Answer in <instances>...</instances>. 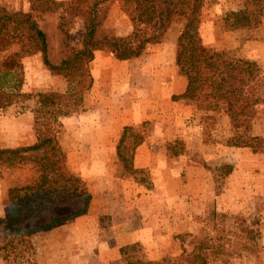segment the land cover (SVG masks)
<instances>
[{
    "label": "rangeland",
    "instance_id": "1",
    "mask_svg": "<svg viewBox=\"0 0 264 264\" xmlns=\"http://www.w3.org/2000/svg\"><path fill=\"white\" fill-rule=\"evenodd\" d=\"M162 1L156 0V9L163 12ZM244 1L202 0L199 30L207 46L255 62L261 70L260 82L264 84V7L258 20L252 18L247 26L231 29L223 20L227 12L242 8ZM121 3L122 0H0V16L16 11L29 13L46 36L49 61L59 64L72 50L79 48L86 15L92 10L104 17L95 30L96 39L130 35L133 25ZM225 6L228 8L224 9ZM181 24L182 21L173 16L159 42L147 44L139 56L128 60L115 58L106 48L95 50L104 60V74L109 71L108 76L114 79L115 85L120 84L114 89H127L129 81L149 82L150 75L163 83L176 70L179 92L186 84L174 62ZM16 49V44L1 37L0 64L8 63ZM32 55L40 57L39 53L26 56ZM92 60L88 63L91 76ZM55 75L59 77L58 83H63L62 89L55 91L63 92L67 83L62 75ZM107 78L102 75V79ZM105 84L94 86L92 77V85L84 92V98L89 101L103 96ZM179 96L173 99L177 100V119L169 134L167 127H161L160 131L150 120L143 121L138 128L124 126L119 138L110 146L113 152H103L99 144H93L97 150L87 147L88 131L84 130V125H76L78 129L74 130L72 124L66 128L59 121L51 124L65 153L66 170L79 176L89 191L93 184L94 197L90 193L87 218H83V214L77 216L79 219L75 217L61 223L85 226L87 233L61 228L55 238L71 241V237L80 234L75 237V248L82 250L80 255L87 253L90 257L82 264H127L125 258L153 262L169 259L171 264H187L184 258L190 253H199V262L205 264H264V105L254 107L246 114L248 121L236 127L223 102L219 104V111L204 112L196 109L192 100ZM84 103L83 99V107ZM243 129L246 135L262 140L256 151L226 144L227 139ZM151 133L157 139L148 147H158L156 152H160L156 161L170 165L161 172L162 178L159 175L162 181L157 188L147 168L134 167L135 149ZM138 136L141 141L136 143ZM34 139L32 130V142ZM62 142L67 143L66 147H62ZM97 159L105 161L104 168L93 167L91 163L90 167L86 163ZM34 175L32 164L0 166V217L6 213L7 190L31 182ZM73 207L54 212L66 213ZM122 222L129 227L147 224L149 230L144 233V241L120 246V241L115 239L119 233L112 226ZM43 235L36 240L32 237L33 255L28 262L0 258V264H38L35 246L43 242ZM123 246L128 248L127 255L120 253Z\"/></svg>",
    "mask_w": 264,
    "mask_h": 264
},
{
    "label": "trees",
    "instance_id": "2",
    "mask_svg": "<svg viewBox=\"0 0 264 264\" xmlns=\"http://www.w3.org/2000/svg\"><path fill=\"white\" fill-rule=\"evenodd\" d=\"M162 3L163 12L156 9V0H122L121 8L133 25L131 34L126 37L96 39L95 30L104 17H99L94 10L88 12L79 48L72 50L59 64L49 61L46 36L29 13L16 11L0 16V38L5 36L11 44L17 45L9 62L0 64V110L20 100L36 99L31 109L34 141L16 147H0L1 167L35 166L31 182L7 190L6 213L0 217L2 260L28 262L33 255V235L88 211L90 191L79 176L66 170L65 153L51 124L57 123L59 116L82 110L84 92L92 85L88 63L95 50L106 48L120 60L139 56L147 44L159 42L175 16L182 24L174 62L180 75L186 79L185 89L179 97L192 100L195 108L204 112L219 111V104L223 102L236 127L248 121L246 114L254 107L264 105V84L260 82L259 66L251 60L209 47L202 41L199 30L202 0H163ZM262 7L264 0H245L242 8L224 15V23L231 29L247 26L252 18L258 20ZM35 53L40 54L42 63L51 74L64 77L67 85L63 92L22 91L24 70L21 58ZM244 129L227 139L226 144L256 151L262 140L246 135ZM135 138L136 143L141 141V137ZM72 205L74 207L69 212H54ZM127 250L123 246L120 253L127 255ZM190 254L184 258L187 264H205L199 262V253ZM125 260L127 264H171L169 259L158 262Z\"/></svg>",
    "mask_w": 264,
    "mask_h": 264
},
{
    "label": "crops",
    "instance_id": "3",
    "mask_svg": "<svg viewBox=\"0 0 264 264\" xmlns=\"http://www.w3.org/2000/svg\"><path fill=\"white\" fill-rule=\"evenodd\" d=\"M228 6L231 7L232 4L229 3ZM228 6H225L224 9H227ZM157 51H159V48H157ZM101 57L99 53H94L92 60L94 61L92 63L94 67L92 66L91 71L94 78V86L98 84V87H100L102 82L107 84H105L107 87L103 96H98L96 100L90 99L89 101L84 98V111L73 116L58 118V121L64 128L72 124L75 130L76 125H84V130L88 131V140L85 139L87 147L97 150L96 148L98 147H95L93 144H99L103 146L100 147L103 152H113L110 146L119 138L120 130L124 126H137L138 128L143 121L150 120L153 124L152 126L156 129L159 128L160 131L161 127H167L166 130L169 134L171 128H174V122L177 119V100H173L174 96L182 94L185 89L184 86L179 92L176 90V70H173L172 77L164 80L163 83L154 79L153 75L152 77L150 75L149 79L152 78V80L147 81L148 83L129 81L127 89L120 87L115 90L114 88L120 84L116 83L117 85H115L114 79H110V76H108L110 74L109 71L104 74L106 71L103 72L104 60ZM21 63L24 70L23 92L36 93L44 92L47 89H62L63 83H58V75L51 74L46 69L41 61V57L37 55L24 56L21 58ZM155 71L160 72L158 69H155ZM32 75L34 76L33 79ZM102 75L108 78L102 79ZM35 103V98L24 99L0 110V147H16L32 143L33 113L31 109ZM165 105L167 106L166 108L163 107ZM156 139L155 134L151 133L135 149L134 167L147 168L152 175L153 185L157 188L160 186V181H162L159 175L161 177V172H164L166 168L169 169L170 165L161 160L156 161V156L160 153L156 152L158 147H148ZM72 141L75 146L73 138ZM66 144L62 142V147H66ZM107 145L108 147H106ZM86 163L88 166L91 163L93 167H105V161H101L100 159L88 160ZM156 175H158V178L155 177ZM92 185L90 186V193L93 195L94 189ZM89 214H84L83 218H87ZM78 217L77 219H79ZM146 226L147 224H142V227L140 225L138 227H129L127 223L122 222L120 225L112 226V229L119 233L118 235L116 234L117 238L115 239H118L120 246H122L128 242L144 241V233L149 230ZM61 228L62 230L67 228L71 230L69 232L80 234H85L88 231L85 226L60 224L47 232L33 235L32 237L36 240L40 234H44L43 242L35 246L38 254V264L87 263L90 260L89 255L87 253L80 255L82 250L75 248L77 247L75 237H78L80 234L71 237V241L64 240L63 242L59 238L55 239L58 236L57 234L61 232ZM62 243L68 245L65 246L63 244L62 246Z\"/></svg>",
    "mask_w": 264,
    "mask_h": 264
}]
</instances>
